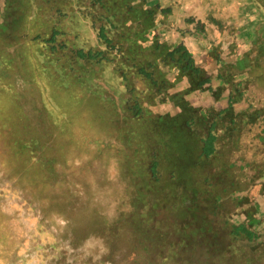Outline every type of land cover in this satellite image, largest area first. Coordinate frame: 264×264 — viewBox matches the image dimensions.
I'll return each instance as SVG.
<instances>
[{"label":"trees","instance_id":"16d2710c","mask_svg":"<svg viewBox=\"0 0 264 264\" xmlns=\"http://www.w3.org/2000/svg\"><path fill=\"white\" fill-rule=\"evenodd\" d=\"M119 1L100 0L103 2L101 5L121 9L120 2H123ZM127 19L128 15H125V19H122L121 15L102 14L98 17L102 23L107 21L108 27L104 24L101 26L100 36L113 50L121 49L129 42V39L115 43L114 41L119 40H113L108 30L114 28L117 31L119 29L117 25H121L123 20V25H125ZM198 27L201 28L200 25ZM202 29L204 31L205 27ZM27 30L26 24L22 25L19 33L14 35V39L12 38L7 43V54H2L8 56L9 59L17 57L18 62L13 65V69L15 70L17 66V69L26 76L32 75L29 71L33 68L36 73L38 67L43 71H49L52 75L49 83L56 93L55 96L58 98L64 95L68 99L72 98L73 91L67 88L65 82L72 83L74 80L70 81L65 78L62 80L61 77L67 73H74L70 65L73 63L76 65V57L74 58L70 52L65 53L62 43L55 45L49 56L51 60L58 61V66L64 69L65 73H59L51 64H41L39 58L33 56H41L43 49L41 46L32 48L29 46L32 42L29 43L27 39L34 37L37 43H41L43 34L32 31L29 33ZM180 30L185 35V32ZM60 32L59 28L54 27L51 35L46 36L48 38L44 37L43 40L53 43V39ZM165 35L166 31L163 35V44H158V48L166 47L167 60H164L163 68L151 60L138 69L142 79L146 81L144 87L138 90L141 96L134 98L131 96L128 101L127 97L122 98L123 115L116 111L117 108L113 101L104 98L103 100L108 104L106 110L96 106L89 114L86 124L92 131L90 138H84L80 130L67 135L77 146L75 153H66L61 140L55 142L53 150L45 151L42 156L50 163L39 171L35 170L25 175L31 189L30 198L27 201L39 211L50 228L56 227L59 231L71 225L72 221L81 223L86 218H93L100 214H104L100 215L101 218L108 221L109 213L120 211L121 205L125 210V206L131 201L130 210L138 214V219L121 222L117 229L129 234L136 247H139L141 243L139 249L148 248L145 245L149 243L151 246L149 250L154 256L158 255L160 264H177V261L194 264L189 259L195 256L194 251L196 250L206 251V260L209 264H264V224L259 221L253 223L251 216L248 217V214H245L246 212L241 208H236L232 200V190L224 186L220 191L221 180L227 182L224 178L227 173L226 168L216 172V175L214 174L216 180L209 184L206 177L202 184H199L192 175V167L197 161L192 162L187 157H190L191 153L211 154L217 150V127L208 123L207 126L203 124L202 129L201 120L204 119L205 123L206 119L201 117V120H198L199 127L194 129V123L190 125L191 123L188 122L192 118L189 115L194 112V107L190 104L184 107L178 104L176 106L172 102L173 97L169 96L171 88L175 87L176 80L179 81L178 84L183 85L184 82L186 83L185 80H188V75L194 80L193 90L205 86V89L209 88L211 92H215L216 86L219 87L218 80L223 79L220 75L222 68L216 66L214 62L206 64L208 72L204 77V70L200 68L201 63L196 62L197 58L191 48L185 43L177 47L172 46V39ZM214 39L211 40V46L210 43L206 46L207 59L215 56L219 59L231 51L229 48L225 51L224 47L220 46L223 39L220 41L219 37L217 38L219 44L218 41H213ZM18 43H21L19 48L11 51L10 47ZM97 50L98 53L89 55L95 60L99 58L103 60L105 49ZM59 51H62L61 55ZM65 54L70 62L62 59ZM81 55L86 56L84 52ZM233 67H235L234 62ZM173 70H178L179 76L175 75L172 78ZM234 70H230V75ZM187 90L186 88L184 95L179 97V102L186 101L187 96L193 91L192 89L189 92ZM47 97L52 104V111L57 107L54 101L61 104V98L57 100L54 95ZM229 97L232 103L233 96ZM20 98L8 96L4 98V102L0 103L12 109L11 112L6 113L8 116L6 121L0 117V123H6L14 116L18 120L17 123L9 120L6 126L7 132L15 141L3 153L0 149V161L7 158L6 154L9 156L12 153L14 157H17V160L13 158L12 161L16 164L29 161L37 150L36 147L50 140L48 129L38 126L40 121L35 120V127H29L27 123V116L30 117L29 104L23 103ZM219 110L222 109L219 108ZM52 111L51 124L55 125L57 114ZM180 113L185 114L181 116ZM21 119L23 121H20ZM228 121L230 122V119ZM206 135L209 136L208 141ZM138 140L141 142L138 143ZM184 159H186L185 163ZM224 162L227 164L229 161ZM218 163L219 161L216 160V166L211 168L217 167ZM101 187L114 188V192L116 191L118 197L122 198L120 206L112 207L101 201L100 197L103 195L96 191ZM122 188H125L123 192ZM223 191L226 196L222 195ZM143 196L148 198L150 196V199L147 201L145 198L143 201L141 200ZM77 201L88 206L91 212L86 216L82 212V215L76 217L77 211H68V203L74 204ZM256 210L254 206L250 209L252 212ZM165 215L170 218L163 219ZM74 217L77 220H74ZM115 219H112V222H118ZM172 228L175 232L174 238L167 231ZM110 236L115 240L113 236H117V233H110ZM242 240L255 242V245L242 246L239 244ZM114 247L117 248L116 245ZM73 262L77 264L76 259Z\"/></svg>","mask_w":264,"mask_h":264},{"label":"crops","instance_id":"0c3cea01","mask_svg":"<svg viewBox=\"0 0 264 264\" xmlns=\"http://www.w3.org/2000/svg\"><path fill=\"white\" fill-rule=\"evenodd\" d=\"M120 1L121 9H117L116 7L108 8L105 5H101L103 2H100V0H0V103L4 102V98L8 96L21 97L20 101L29 104L30 117L27 116L29 127L34 128L35 120L40 118L43 126L40 122H38V126L47 128L49 135L52 132L49 129L52 127H62L70 129L68 133L62 132L67 137L68 134L77 128L87 127L86 123L89 114L96 106L101 109L108 107V104L103 100L104 98L112 100L117 108L116 111L122 115L124 114L122 103L120 102L121 107H119L115 99L109 93L107 94L105 90H102L96 96L91 106L85 109L81 115L82 117H75L77 119L76 124H71L66 120L72 110L73 104H78L77 99L82 98L86 91L85 88L89 86L88 75L82 67V62L93 67L94 75L92 73V77L97 81L105 76L97 78V73L101 70L104 73L108 67H111L110 77L113 80H119L120 85L123 86L120 99L127 97L128 101L131 96L133 98L141 96L138 90L144 87V83L146 82L138 72L139 67L153 60L157 65H160V68H163L164 60H167V56L165 55L166 47L158 48V44H163L165 31V36L172 39V46L177 47L181 43H185L191 48L192 52L195 53L194 56L197 58L196 62L199 61L201 63L200 66H205L206 68L203 73L204 77H206V72H208L206 63L203 62L207 59L206 46L209 43L211 46V40L214 37H219L220 41L223 39L220 46L224 47L225 51L228 48L231 51H235L236 59L241 57V54L238 52L240 50L239 45L245 42L246 45H249L246 48L256 49L258 50L257 53L261 52V57L256 56L249 63L250 67L248 64L245 68L234 67L235 71H237L235 75L237 80H240L238 78L240 76L248 78L245 80L244 85L248 93L245 95L240 92L231 94L229 89H227L221 102L217 100L218 104L220 103L219 108L221 109L223 108L222 105L232 106L231 111L233 113L227 116L230 119V122L226 120L227 124H232L237 119V130L242 133L237 132L235 134L237 137L236 141L228 140L225 137L226 135H231L232 138V134H227L225 131L228 125L225 126L227 128H224L221 119H218L220 124L216 125L218 136L217 150L218 153H221V156L219 157L220 159H216L219 161L218 166L210 169L216 175V172H219L222 168H226L227 173L224 178L227 182L221 180L222 186L220 187V191L223 190L222 187H228L233 192L232 200L236 208H241L242 211L246 212L245 214H248V217L251 216L253 223L259 221L261 224H264V103L261 106H256L250 98L253 82L257 86V91L264 93V50L262 49L264 48V0ZM100 11L102 12L101 14ZM102 14H106L107 16L121 15L122 19H125V15H128L125 25H123V20L121 25H117L119 27L117 31L114 28L108 30L113 40H119L114 41L115 43H121L129 39V42L124 44L121 49H111L110 45L101 38L100 28L103 24H107V21L102 23L98 20V17L102 16ZM191 16L193 18H190ZM213 20L217 21L214 22ZM163 22L166 23L163 24ZM25 24L28 29L27 32H42L43 34L41 43H37L38 41L34 37L27 39L29 43L32 42L29 45L32 48L41 46L43 49L41 56H33L38 57L41 64H51V66H55L56 71L59 73H65L64 69L58 66V61L51 60L49 56L53 52L52 49H54L55 45L58 46L62 43L64 44L63 47H65V53L70 52L74 58L76 57V65L74 63L70 65L71 71H74V73H67L61 77L62 80L64 78L66 80L70 79V81L74 80L72 83L69 81L65 82V85L68 86L67 88L73 91L72 98L68 99L64 95L58 96V98L55 96L56 93L52 90L49 83L52 79L49 71H43L38 67L36 73L33 68L29 71L32 75L26 76L21 70L17 69V66H15V70L13 69V65L18 62L17 57L14 58L16 59L14 61V59H9L8 56L3 55L8 52L6 48L9 40L14 39V35H17L21 26ZM106 26L108 27V25ZM54 27L59 28L60 34L53 39V43L51 41L45 42L43 38L50 36L51 30ZM202 27H205L204 31ZM180 29L185 32V35L182 34ZM123 32L124 34H122ZM217 38L213 41H218L217 43L219 44L220 42ZM20 44L11 46L10 50H16ZM99 48L106 51L103 60L100 58L95 60L89 55L90 53H98L97 49ZM82 52L86 56H82ZM59 54L61 55L62 51H59ZM67 54L62 59L69 60L70 62V59L66 58L68 57ZM213 58L218 59L216 56ZM240 63L244 65V62ZM209 64L210 62L207 65ZM179 74L178 70H173L171 76L173 78L175 75L179 76ZM187 77L186 83L183 80L184 84H188L192 79L190 75ZM76 80H78L77 83ZM191 81L193 82L194 80L192 79ZM178 82L176 80L175 87L171 88L169 94V96L173 97L172 102L176 106L177 101H175L174 96L180 97L178 94L179 89L184 85H180ZM223 82L224 79L218 80L219 87L216 86L215 92H211L209 88H200L201 90L192 89L193 91H190L191 93L187 96V100L199 97L197 101L198 107L201 105L206 106V96L213 95L215 98L223 96L224 90L221 88ZM235 91H237V88ZM141 92H144V90H141ZM260 93L254 92L253 95L259 97ZM51 95H54L57 100L61 98V104L54 101L57 107L53 111L52 104L47 97H51ZM229 96H233L234 100L232 103ZM224 98L227 99L226 102ZM262 99L263 97L259 100ZM210 107H212V104H210ZM219 108L217 107L212 116L209 115L206 118V122L216 118L217 113L220 115L221 111ZM8 111L11 112L12 109L0 104V117H3V121H6L5 119L8 117L6 113ZM51 111L57 114L55 125L51 124ZM9 120L16 123L18 121L17 117L14 116V118L8 119L6 123H0L1 153L8 149L12 142L15 141L6 130ZM20 121H23V119ZM226 121H224L225 124ZM241 121H243L242 124ZM45 144H50V140L43 142L42 146ZM48 149L49 147L38 153L39 159L44 162L43 167H36L38 171L50 163L49 160H45L42 156ZM34 155L33 157H35ZM6 157H1L3 159L0 161V176L9 174V170L10 172L13 170L15 172L19 167H23L18 176L19 179L16 181V185L21 187L20 178L25 181V175L36 170H32V157L27 162L22 161L17 164L16 162H12L13 158L17 160V157H14L12 153L9 156L6 154ZM224 161L229 162L225 164ZM26 185L30 189L29 184L27 183ZM213 187L216 186L213 185ZM24 190L26 192V189ZM224 191L222 195L226 196L224 195ZM253 206L257 209L255 212L250 211ZM8 214L10 217L13 216V212H8ZM6 215L7 213L0 207V224L3 223V217H7ZM14 216L16 217V215ZM250 243L245 246L255 245V242Z\"/></svg>","mask_w":264,"mask_h":264},{"label":"rangeland","instance_id":"374dc122","mask_svg":"<svg viewBox=\"0 0 264 264\" xmlns=\"http://www.w3.org/2000/svg\"><path fill=\"white\" fill-rule=\"evenodd\" d=\"M243 38L246 39L245 37ZM240 45H239L240 50L238 52L241 54V57L239 59H236L235 51H229L219 59H214L213 57H210L209 59H205V61H203L206 64H208L209 62L210 63L214 62L216 66H220V68H222V71H220L221 72L220 75L224 79V82L222 83V87H221L224 90L222 97L215 98L213 95L206 96L205 98L206 106L201 105V107L198 108L197 101L199 97L194 99L190 98L189 100L186 99V101L179 102V97L174 96V98L177 99L176 101L178 106L184 107L190 104L191 106L194 107L193 110L195 113L192 112V114L189 115L192 118L188 121L191 123L190 125L194 123L193 126L194 129L199 127L198 120H201V117L206 119L209 115H212L215 110H217V107L218 108L220 107L217 100H220L225 96L227 89H229V92L231 94H233L234 92H240L243 93L244 95L248 93L246 88H244L245 80H247L248 78L245 76H240L238 77L240 78V80H237V77H235L237 71L234 70L230 75V70L235 69L233 67V61L235 67L245 68L247 64L250 67L251 65L249 63L252 60H254L256 56L261 57V52L257 53L258 50L256 49L246 48L249 45H246L245 42L241 43ZM262 49L264 50V48ZM229 53H231L232 55ZM240 62H244V65H241ZM200 68H202V70L206 69L205 66L203 67L201 66ZM101 76H103L102 70L97 73V78H100ZM94 81L96 80L94 79ZM194 85L195 84L192 81L189 82L188 84H184L182 88L179 89V93H178L179 96L181 97V95H184V91L186 90V88L188 89L187 91L189 92V90L194 88ZM252 87L253 88L251 89L250 98L253 100V103L256 106H261L264 103V93L263 92L260 93L259 91H257V86L256 84H254V82ZM161 88L163 87L161 86ZM202 88L205 89L206 87L202 86ZM236 88L237 91H235ZM85 90H86L85 94L82 96V98L80 97L77 99L78 100L77 105L73 104L72 110L70 111V114L66 118V120H68L71 124L77 123L76 122L77 119L74 117V114H76L75 112H77L78 110L80 111L81 108L83 107H86V109L89 108L100 91L105 90L107 94L109 93L110 96H112L113 98L115 97V95L112 93L111 87L97 86L93 84L91 81H89V86L86 87ZM254 92L260 93L259 97L253 95ZM262 97L263 99L259 100ZM120 100L122 101V99ZM226 100L227 99L224 98L225 102ZM210 104H212V107H210ZM102 105H104V103H102ZM117 105L120 107L121 103L120 105L117 103ZM222 106L223 108L221 110L220 115L217 113L216 118H214L213 120H209L205 123H204V119L201 120L202 125H200V127L203 129L204 128L203 124L206 123H209L211 126L217 127L216 125L220 124L218 119H221L222 126H224V128H227L225 126L228 125V128L225 130L226 133L232 134V138L231 135H226L225 137L228 140L236 141L237 137L235 136V134H237V132H240L239 130H237V119H235L232 122V124L230 123L227 124L226 121L229 120L227 116L233 113L231 111L232 106L231 105H227V106L222 105ZM195 109L197 110L195 111ZM103 110H106V107ZM184 114L185 113H180L181 116H184ZM38 121H40V118H38ZM224 121H226V124L224 123ZM242 123L243 121H241V124ZM41 124L43 126V123ZM263 130H264V125H263ZM64 131L68 133L70 132V129L69 128L65 129L62 127L54 128L50 135V144L47 145L45 144L43 146L38 145L36 147L37 150L35 151V155L33 154L35 157H33V155L31 156L32 158L30 157L32 160L31 162V166L33 168L32 170L35 169L37 170L38 168L43 167L44 162L43 160L39 159L38 153L42 152L45 148L48 147L50 150H53L55 147V141L57 139L64 140L63 138L66 137V135L62 133ZM80 131H81V135H83L84 138L87 139L90 138L92 131L89 127L83 126L81 127ZM206 140L207 141L209 140V136L206 137ZM140 142L141 140H138V143ZM15 144L17 145V143ZM15 148L17 149V147ZM197 155L195 153H191L190 157H187L188 160L191 159L192 162H195V160L197 161L191 170L194 179L196 180L197 183L202 184L203 180L206 177L208 179V182L206 181L208 184L213 183L216 180L215 179L216 177L214 175L215 174L214 171H212L210 168L215 165L216 159H220L219 157L221 156V153H218V150H214V152L211 154L203 152L199 155V157H197ZM186 159L183 160L184 163ZM20 181L23 184V187L27 186L25 182H23L24 181L23 179L21 180L20 178ZM25 189L26 192L23 193V197L28 199L30 198L31 190L28 187H26ZM124 190L125 188H122L121 191L123 192ZM96 191H98L101 195H103L100 197V199L101 201H104L105 204H109L112 207L120 206V201L122 198L118 197V195L115 193L116 191L114 192V188L101 187ZM71 197L69 198L70 201L72 199ZM144 199L148 201L150 199V196L149 198L145 196L141 198V200L143 201ZM130 203L132 202L130 201ZM130 203L125 206V210H124V206L121 205L120 211L116 210L109 213L108 221L103 220L101 218V216H103L104 214L103 215L100 214L101 216L98 215L93 218L90 217L86 218L84 222L81 223L72 221L70 222L72 223L71 225H68L65 228L61 229V231H59L57 230L56 227L50 228L49 224L42 217L39 211L35 210L30 205L29 201H27V204H25L24 209L30 210V208H32L35 214L37 216H40L41 223H40L39 231L43 232L41 234H47L46 241L45 239H42L41 235L36 234L35 237L36 238L35 243L38 248V252L43 257V264H75L73 262V260L75 259L77 264H160L161 262L159 260L158 255L154 256L152 254V251L149 250L151 248L149 243L145 245L148 248L143 250L139 249L141 243L139 244V247H136L133 244V240L130 238L129 234H126L125 232H121L119 229H117L121 222H126V220L129 219L137 221L138 214H134L133 211L130 210L131 209L130 207L132 205ZM74 204H71V202H69L67 208L68 211L70 212L77 211L78 214L76 215V217L80 216V214L82 215V212L84 216H86L88 213L91 212V209H89L88 206L81 204V201L80 202L77 201ZM0 207L5 213H7L6 215L7 217H3V223L0 224V264H33L31 259L32 256L31 252L33 248H32L31 239L29 237L30 235L26 230V228H24L23 223L19 221L16 214L13 213V216L10 217L7 210L8 207L5 202V196L1 193H0ZM137 208L136 211H138ZM152 212L154 211L152 210ZM14 215H16V217ZM76 217H74V220H77ZM114 218H116L115 220H118V222H114V221L112 222V219ZM164 218L169 219L170 217L168 215H165L163 219ZM183 227L185 226L183 225ZM167 231L171 233L170 236L173 235L175 236V232L173 231V228L167 229ZM114 232L117 233V236H113L115 240H113L112 236H110V233H114ZM83 244L85 247L83 246ZM113 244L116 245L117 248H115ZM239 244L243 246L251 243L248 240L246 241L243 240L239 242ZM186 254L187 253H185V255ZM194 255L195 256H193V258L189 259V261H192V263L209 264L208 261L206 260V251L196 250L194 251ZM177 262H176L177 264H185L184 262L183 263L179 261Z\"/></svg>","mask_w":264,"mask_h":264},{"label":"bare ground","instance_id":"6f19581e","mask_svg":"<svg viewBox=\"0 0 264 264\" xmlns=\"http://www.w3.org/2000/svg\"><path fill=\"white\" fill-rule=\"evenodd\" d=\"M82 67L86 71L89 81H91L93 84L102 87H108V86L111 87L112 93L115 95L114 97L115 102L120 105L121 102L120 98H121V92L123 86L120 85L119 80H113L112 77H110L112 68L108 67L104 71L103 73V75H105L104 79H101L100 81L97 80L94 81L95 78L92 77V73L94 71L93 67L91 65L85 64L84 62H82ZM85 109L86 108H83L82 110L78 111L74 115V117H80L85 111ZM76 130H80V128H77ZM96 133L99 132L96 131ZM63 139L64 140L61 141L66 153H70V154L75 153L77 150L76 144L72 142V140L68 136ZM22 170L23 167H19V169H17L15 172L14 170L11 172L9 170V174H6L5 176L4 175L0 176V193L5 196V202L7 207L9 208V209L7 208L8 212L11 211L17 215V218L21 223H23L24 228H26V230L30 235L28 236L30 237L32 242L33 250L31 252L32 254L31 259L33 264H43V257L38 252V248L35 243V239H36L35 237L36 234L41 235L42 239H45L46 241L47 234H41L43 232L39 231L40 223H41L40 216H37L32 208H30V210L24 209L25 204H27V199L23 197V193L25 192L24 189L26 187H23V184L21 187L19 185H16V181L19 179L18 176L20 175V172ZM24 182L25 184L28 183V181L26 180Z\"/></svg>","mask_w":264,"mask_h":264}]
</instances>
